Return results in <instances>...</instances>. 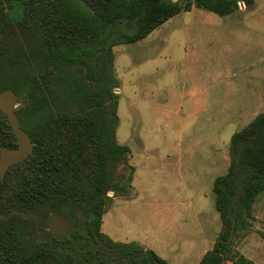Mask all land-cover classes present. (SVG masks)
Here are the masks:
<instances>
[{
    "label": "trees",
    "instance_id": "1",
    "mask_svg": "<svg viewBox=\"0 0 264 264\" xmlns=\"http://www.w3.org/2000/svg\"><path fill=\"white\" fill-rule=\"evenodd\" d=\"M82 2L0 0V92L25 98L16 114L33 144L0 181V264H167L100 229L107 193L128 197L134 172L129 147L116 141L112 48L144 39L193 6L223 17L238 2L251 7L254 0ZM0 117V148H15L1 111ZM228 149V168L212 183L220 230L197 264H255L232 245L251 225L253 203L264 191V112L231 135ZM120 165L128 171L123 178L114 174ZM76 212L82 221L62 239L40 227L50 214L75 218Z\"/></svg>",
    "mask_w": 264,
    "mask_h": 264
},
{
    "label": "rangeland",
    "instance_id": "2",
    "mask_svg": "<svg viewBox=\"0 0 264 264\" xmlns=\"http://www.w3.org/2000/svg\"><path fill=\"white\" fill-rule=\"evenodd\" d=\"M112 54L116 141L134 172L128 197L107 193L101 232L167 264H197L220 230L212 183L228 168L230 137L264 112V0L223 17L193 6ZM75 215L50 214L40 227L62 239L82 221ZM251 217L232 248L264 264V191Z\"/></svg>",
    "mask_w": 264,
    "mask_h": 264
},
{
    "label": "water",
    "instance_id": "3",
    "mask_svg": "<svg viewBox=\"0 0 264 264\" xmlns=\"http://www.w3.org/2000/svg\"><path fill=\"white\" fill-rule=\"evenodd\" d=\"M19 95L11 89L0 92V111L6 116L11 130L16 137L15 148H0V181L4 180L5 172L14 164L25 160L33 150L29 135L21 128L16 114Z\"/></svg>",
    "mask_w": 264,
    "mask_h": 264
},
{
    "label": "built area",
    "instance_id": "4",
    "mask_svg": "<svg viewBox=\"0 0 264 264\" xmlns=\"http://www.w3.org/2000/svg\"><path fill=\"white\" fill-rule=\"evenodd\" d=\"M244 7V4L242 2H238V8Z\"/></svg>",
    "mask_w": 264,
    "mask_h": 264
}]
</instances>
